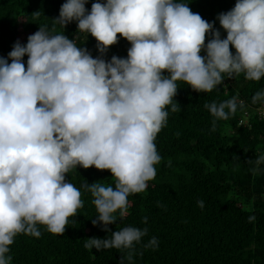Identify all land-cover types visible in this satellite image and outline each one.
I'll use <instances>...</instances> for the list:
<instances>
[{"label": "clouds", "instance_id": "obj_1", "mask_svg": "<svg viewBox=\"0 0 264 264\" xmlns=\"http://www.w3.org/2000/svg\"><path fill=\"white\" fill-rule=\"evenodd\" d=\"M87 2L66 0L54 21L64 29L75 21L78 31L90 33L97 41L95 58L47 26L29 35L26 44L17 40L7 58L0 56V264H12L10 245L18 234L39 238L43 225L63 235L68 218L83 207L81 189L93 197V225L111 233L88 238L84 247L121 250L119 264H133L148 229L112 232L109 225L117 222L118 210L125 215L128 197L144 192L156 178L154 165L162 157L155 140L167 124L166 107L179 110L173 99L177 81L208 93L222 84V74L243 73L248 81L264 77V0H236L218 14L226 38L214 21L176 0H96L90 11ZM118 34L131 44L127 57L106 60ZM262 101L264 90L252 97L253 104ZM204 107L214 118V132L216 121L228 120L245 105L233 96ZM254 163L253 173L264 155ZM77 166L109 170L115 186L96 181L78 189L66 180ZM197 206L203 209L204 201ZM143 247H158L157 238Z\"/></svg>", "mask_w": 264, "mask_h": 264}, {"label": "trees", "instance_id": "obj_2", "mask_svg": "<svg viewBox=\"0 0 264 264\" xmlns=\"http://www.w3.org/2000/svg\"><path fill=\"white\" fill-rule=\"evenodd\" d=\"M66 0H0V56L7 58L13 44L27 37L40 26H47L53 34H64L75 39L78 47H86L93 58L99 55L97 41L91 34L77 30V23L65 29L55 23L61 5ZM96 0H88L90 11ZM106 3V0H100ZM187 3L193 13H199L226 38V31L216 19L218 14L231 10L236 0H176ZM39 13V15H37ZM210 37L206 35L207 43ZM130 42L119 36L110 46L105 59L113 55L126 58ZM230 51L235 48L230 45ZM201 55H205L202 51ZM25 66L28 57L24 58ZM9 63L11 61L9 60ZM164 75H168L164 72ZM224 80L213 91L196 92L183 81H177L174 103L179 110L169 112L167 124L157 134L155 144L162 160L154 165L156 178L148 182L142 193L128 197V207L117 222L109 225L114 232L126 226L147 228L148 233L137 245L133 264H264V163L254 161L264 155V101L252 103L257 91L264 90V77L248 81L244 74ZM233 96L243 102V109L228 120L216 121L204 107ZM227 129V131H225ZM252 161V163H249ZM66 180L78 189L85 182L98 181L115 186L109 170L77 166L66 174ZM83 207L76 216L69 217L63 235L51 234L39 225V238L18 234L10 245L12 264H119L121 250L97 251L86 249L88 238H106L110 232L102 225L94 226L96 209L91 193L81 189ZM203 200V209L197 201ZM255 220L249 222V216ZM147 217V222L143 218ZM155 236L158 247L144 248ZM127 264V261H125Z\"/></svg>", "mask_w": 264, "mask_h": 264}, {"label": "built area", "instance_id": "obj_3", "mask_svg": "<svg viewBox=\"0 0 264 264\" xmlns=\"http://www.w3.org/2000/svg\"><path fill=\"white\" fill-rule=\"evenodd\" d=\"M262 113H264V111H262Z\"/></svg>", "mask_w": 264, "mask_h": 264}, {"label": "rangeland", "instance_id": "obj_4", "mask_svg": "<svg viewBox=\"0 0 264 264\" xmlns=\"http://www.w3.org/2000/svg\"><path fill=\"white\" fill-rule=\"evenodd\" d=\"M225 131H227V129H225Z\"/></svg>", "mask_w": 264, "mask_h": 264}]
</instances>
